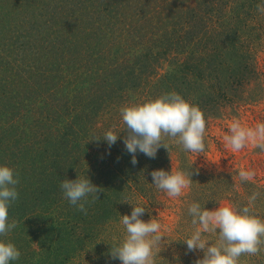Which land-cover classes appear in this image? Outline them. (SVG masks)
Listing matches in <instances>:
<instances>
[{
    "label": "rangeland",
    "instance_id": "374dc122",
    "mask_svg": "<svg viewBox=\"0 0 264 264\" xmlns=\"http://www.w3.org/2000/svg\"><path fill=\"white\" fill-rule=\"evenodd\" d=\"M258 4L264 0H0V165L19 178L8 209L16 227L0 236L21 254L9 264H121L110 250L135 204L146 207L142 220L162 225L156 264L203 257L186 254L182 242L194 231L191 203L244 206L258 191L252 212L264 220V152L234 153L223 141L234 119L264 122ZM170 92L202 110L205 153L165 138L168 150L154 159L137 152L133 165L120 109ZM108 130L119 134L110 148ZM171 168L193 173L179 198L152 184L153 170ZM240 169L254 170V180L235 183ZM87 176L102 191L85 215L60 184ZM205 235L216 242L218 234ZM239 264H264V251Z\"/></svg>",
    "mask_w": 264,
    "mask_h": 264
},
{
    "label": "clouds",
    "instance_id": "9594fccd",
    "mask_svg": "<svg viewBox=\"0 0 264 264\" xmlns=\"http://www.w3.org/2000/svg\"><path fill=\"white\" fill-rule=\"evenodd\" d=\"M257 10L264 14V5L258 4ZM120 115L126 132L123 143L131 154L133 165L138 162L137 152L154 159L159 148L168 150L169 144L165 138L186 152L197 156L205 153L204 114L198 106L191 105L176 92L166 93L142 105L122 107ZM118 137L119 134L108 130L102 138L110 148ZM223 141L225 147L234 153L249 146L264 152V122L248 127L234 119ZM192 174L191 171L172 168L171 171L158 169L150 173L152 184L169 198H179L191 188ZM255 176L254 170L240 169L233 180L237 184H244L253 181ZM18 183L19 178L14 175V170L0 165V236L8 235L16 227V221L8 222V209L18 199ZM60 188L69 203L85 215L86 205L98 200V193L102 191L88 176L64 179ZM259 196L260 192L255 191L244 206L219 204L215 210L202 208L195 202L189 205L188 214L192 217L194 231L182 242L187 245L186 254L198 250L203 252V257L196 259L194 264H239L241 256H255L264 251V220L252 212ZM145 210L146 207L135 204L130 215L121 216L126 235L119 245L110 250L111 258L119 259L121 264H156L155 256L162 249L165 235L157 220L146 222L141 219ZM213 233L218 234L215 243L205 235ZM20 255L13 243L0 241V264L18 260Z\"/></svg>",
    "mask_w": 264,
    "mask_h": 264
}]
</instances>
